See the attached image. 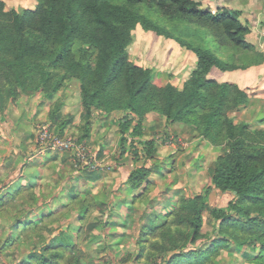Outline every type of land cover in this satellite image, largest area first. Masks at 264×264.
Segmentation results:
<instances>
[{"label":"trees","instance_id":"obj_1","mask_svg":"<svg viewBox=\"0 0 264 264\" xmlns=\"http://www.w3.org/2000/svg\"><path fill=\"white\" fill-rule=\"evenodd\" d=\"M36 1L34 7L18 10L0 0L1 113L23 95L41 93L52 98L77 80L83 108L80 142L90 136L95 111L124 113L119 124L120 155L129 153L136 165L127 179L132 188L143 185L158 163V140L142 139L151 112L164 116L169 124H189L210 144L222 146L210 169L211 184L191 197L181 195L161 219L144 227L135 255L124 260L216 264L223 249L254 253L259 247L251 263L264 264V130L236 122L231 115L249 105V92L237 83L210 76L213 68L231 72L263 62L264 56L247 41L251 30L241 20L242 11L225 7L213 12L197 0ZM138 26L175 40L197 56L181 87L172 82L158 85L153 68L131 59L129 48ZM55 115L53 107L51 118L58 122ZM73 119L68 116L59 124L60 134ZM166 138L161 136L163 142ZM213 191L229 195L227 204H210ZM35 195L20 188L3 196L0 215L16 221L29 206L38 204L33 201ZM143 195H148L147 189ZM16 197L25 199L22 209ZM75 204L82 207L84 218L108 202L87 198ZM207 213L214 220L210 232L203 229ZM53 220L14 223L5 245L15 246L19 234L26 235L24 241H33V248H41L30 252L21 264H82L85 252L70 236L60 233L47 242L42 231ZM33 228L41 233H33Z\"/></svg>","mask_w":264,"mask_h":264},{"label":"crops","instance_id":"obj_2","mask_svg":"<svg viewBox=\"0 0 264 264\" xmlns=\"http://www.w3.org/2000/svg\"><path fill=\"white\" fill-rule=\"evenodd\" d=\"M194 59L196 64L195 54ZM233 74L213 68L210 76L220 81L234 82ZM69 89L68 87L59 91L52 98L45 97L41 93L32 97L23 95L5 113L0 112V199L7 194L17 193L20 188H25L36 194L33 201L38 203L32 208L29 206L27 214L16 221L10 215H0V252L12 233L14 223L53 218V222L42 231L47 237V242L54 236L52 231L55 228L57 235L66 234L76 244L81 232L93 233L103 238V241L94 243L93 246L107 253V258L111 259L109 264H131L133 258L126 261L124 259L135 255L138 248L137 239L142 229L152 225L153 220L161 219L175 206L181 195L191 197L203 192V190L198 192L197 184L191 185L187 190L186 183L174 175L175 172L177 175L184 173L178 162L186 148L178 147L180 145L178 143L165 144L160 137L161 134L157 132L164 130L167 131L165 137L190 141L192 152L188 151L190 158L183 162L185 168L194 166L196 164L194 162L204 158L207 155L205 150L209 149L210 153L219 152V156L222 146L210 144L189 124H169L164 116L151 112L145 120L142 139L155 140L156 137L161 139L156 142L158 163L143 185L132 188L127 179L136 165L129 153L120 155L119 124L124 115L122 111L109 114L94 112L90 136L82 141L88 159L92 161L91 164L82 163L70 150L43 148L38 145V134L42 126L46 125L53 131L61 133L62 127L59 124L68 116H73L74 119L63 129L62 135L72 131L79 134L83 111L80 84L74 105L68 96ZM57 104L59 105L55 107ZM53 107L58 122H53L51 118ZM216 160L211 165L214 166ZM92 164H95V167H92ZM197 168L200 169L199 164ZM47 171H50L49 176L46 175ZM95 175L96 178L91 180L90 176ZM146 189L147 196L143 195ZM139 196H142V199ZM87 198L108 204L103 209L99 205L94 208L100 214H95L96 216H93L95 220L83 230L80 224L74 225L72 219L79 222L83 218L82 207L76 205L75 201ZM16 201L22 209L25 199L16 197ZM99 219H103L106 223L103 225L102 221H98ZM93 222H97L98 225H93ZM55 223L59 225L56 224L55 227ZM32 232L41 233L36 228H33ZM129 235L132 236L131 241L127 238ZM16 239L18 245L16 248H19L23 255L16 254L14 257L10 253L7 255L8 258L0 256V264H21L30 252L41 249L38 245L33 248L34 243L23 242L19 234L16 235ZM132 241L133 245L128 246ZM125 251H131V254H125ZM107 262L108 260L105 264Z\"/></svg>","mask_w":264,"mask_h":264},{"label":"rangeland","instance_id":"obj_3","mask_svg":"<svg viewBox=\"0 0 264 264\" xmlns=\"http://www.w3.org/2000/svg\"><path fill=\"white\" fill-rule=\"evenodd\" d=\"M3 1L6 2V6L8 8H16L18 10L32 8L37 2L36 0ZM197 1H200L204 8H208L213 12H216L217 10L225 7L241 10V20L244 24L248 25L251 30V32L246 36L247 41L251 42L255 46V51L259 55L262 54L264 56V0ZM133 34L134 41L129 48L131 59L139 65L153 68L154 72L156 73L154 82L158 85L172 82L176 86H182L184 80L189 76L191 70L194 67V52L188 50L186 47L181 46L175 40L167 39L164 36H159L151 31H146L141 26H138L134 30ZM231 72L234 73L232 75L234 83H237L241 88L247 90L251 97V102L249 103V105H246L239 111L231 112V115L235 116V121L237 122H247L250 128L264 129V59L263 62L259 65L252 66L245 70L239 69ZM68 87L70 88L68 90V96H70V100L73 101L72 105H74L75 96L78 95L79 91V83L77 82V80H72L66 88ZM166 132L167 131L162 130L158 131L157 133L161 134V136H165L167 135ZM70 134H74L77 136L75 131L70 132ZM168 138L169 136L166 139ZM156 139L158 141L161 140L160 138L158 139V137H156ZM181 142L182 144L178 145V147H184L186 149L183 150V154L179 157L180 161L178 162V165L183 169L184 173L177 175V173L175 172L174 175L178 177V179H181L184 183H186L185 186H188L187 190L191 185L197 184L198 192L202 190L204 191V189L208 185H210V169L213 166L211 164L216 160L219 152L210 153L209 149L205 150L207 152V155L204 158L198 159L197 162H194L196 163L194 166L185 168L183 162H186L185 160L187 158H190L188 156V151L192 152V146H190L189 140L184 139L181 140ZM198 164L200 166V169L197 168ZM49 174L50 171H47L46 175L49 176ZM210 196L211 199L209 202L212 205L227 204V201L229 199V195H221L214 191ZM97 211L98 210L91 209L86 218L80 219L79 222H77L76 219H72V223L74 225L80 224L82 226V229L86 228L90 222L95 220L93 219V216L95 217V214H100L99 212L97 213ZM73 212L76 213V211ZM56 224L58 223H55V227L57 226ZM213 224L214 220L207 213L205 215V224L203 226L204 231H212ZM54 235H57L56 228ZM24 238H27L26 235H24V237L21 236L23 242L27 244L33 243V241L31 240L24 241ZM127 238H130L131 241L132 236L129 235ZM101 241H103V238L100 235H96L93 233L85 234L81 232V234L78 235L77 244L79 247H81L83 252H85V256L82 258V264H105L107 260L108 262H110L111 259L110 257V260L107 258V253L105 254V252H101L98 247L96 249V246H93L94 243H98ZM5 242H7V240ZM16 245L11 246V248L8 244L3 245V248L5 250L3 252H0V256L8 258L7 255L9 253L14 255V257L16 256V254L22 256L23 253L20 252L19 248H16ZM132 245L133 241L130 242L128 246ZM254 250L256 251H253L254 253H251L250 250H243L240 252L238 250L223 249L217 257L216 264H252L251 259L253 258V255L259 252L260 248L258 247ZM127 253L131 254V251H125V254Z\"/></svg>","mask_w":264,"mask_h":264},{"label":"built area","instance_id":"obj_4","mask_svg":"<svg viewBox=\"0 0 264 264\" xmlns=\"http://www.w3.org/2000/svg\"><path fill=\"white\" fill-rule=\"evenodd\" d=\"M167 145H173L175 143L182 144L180 139L174 137H169L165 140ZM38 145L43 148L59 149V150H70L75 156L79 158L82 162H88L89 164L92 161H89L87 150L85 145L79 141L78 137L74 134L62 135L58 132L53 131L48 126H43L38 134ZM92 167H95V164H92Z\"/></svg>","mask_w":264,"mask_h":264}]
</instances>
